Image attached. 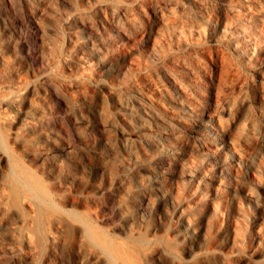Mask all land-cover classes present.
Masks as SVG:
<instances>
[{"label": "rangeland", "instance_id": "1", "mask_svg": "<svg viewBox=\"0 0 264 264\" xmlns=\"http://www.w3.org/2000/svg\"><path fill=\"white\" fill-rule=\"evenodd\" d=\"M135 96L215 143L171 133L165 199ZM0 264H264V0H0Z\"/></svg>", "mask_w": 264, "mask_h": 264}, {"label": "bare ground", "instance_id": "2", "mask_svg": "<svg viewBox=\"0 0 264 264\" xmlns=\"http://www.w3.org/2000/svg\"><path fill=\"white\" fill-rule=\"evenodd\" d=\"M24 16V21H20L19 18L15 17L9 19L4 25L18 38L17 43L26 54V58L34 62L37 60V52L34 48L36 39L35 35L29 31L33 23V16L27 11ZM133 99L134 103L122 104L133 115V119L129 121L130 133L149 145L154 153H161V156L156 159V169L146 171L153 176L152 189L154 193L159 198L165 199L167 196V183L176 178L177 174L184 171L181 153L179 151L172 154L166 153L167 151H174L171 148L173 144L169 140L171 133L178 130L190 132L193 137L200 139L202 147L208 151L211 150V146L215 145V143L212 142L209 130L206 129L208 124L201 119V110L185 106L177 111L167 110L164 113L170 115V119L176 124L171 125L169 121H166L167 119L164 118V115L156 109L151 99L145 96H135ZM64 130L66 129L64 128ZM150 132L155 134H150ZM138 174L142 175L140 172ZM111 197V195L107 194L105 198L108 204L113 201ZM144 203L145 199L141 198L140 205H144Z\"/></svg>", "mask_w": 264, "mask_h": 264}]
</instances>
